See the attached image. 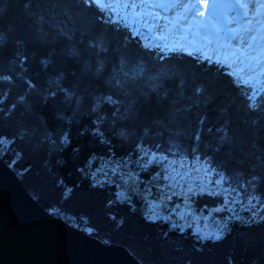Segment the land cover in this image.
<instances>
[{
  "label": "trees",
  "instance_id": "1",
  "mask_svg": "<svg viewBox=\"0 0 264 264\" xmlns=\"http://www.w3.org/2000/svg\"><path fill=\"white\" fill-rule=\"evenodd\" d=\"M141 46L85 0H0V154L145 264H264V91ZM206 219L222 239L195 233Z\"/></svg>",
  "mask_w": 264,
  "mask_h": 264
},
{
  "label": "water",
  "instance_id": "2",
  "mask_svg": "<svg viewBox=\"0 0 264 264\" xmlns=\"http://www.w3.org/2000/svg\"><path fill=\"white\" fill-rule=\"evenodd\" d=\"M0 264H145L43 207L0 154Z\"/></svg>",
  "mask_w": 264,
  "mask_h": 264
},
{
  "label": "rangeland",
  "instance_id": "3",
  "mask_svg": "<svg viewBox=\"0 0 264 264\" xmlns=\"http://www.w3.org/2000/svg\"><path fill=\"white\" fill-rule=\"evenodd\" d=\"M100 1H104V2L108 3V6L113 11V13L116 14V16L120 15V16L124 17L125 19L129 20L130 23L132 22V19H136V18L140 19V21H137V26L140 25L139 27H141V25H144V24L146 25L147 22L148 23L150 22V19H148V16L146 14V13H148L147 12L148 6H147V3L144 6L142 5L143 0H137V1H135V0H100ZM152 1H153V6L158 7V8H156L157 10H159L160 12L164 11L166 13L167 16H164V21L167 20V17L169 18V15L171 13H172V18H174L181 11V7H179V6L178 7H169L168 6L169 4H179L180 5V3H178L176 0H168V2L165 5L159 4V2L164 1V0H152ZM189 2H191V0H188L186 3H189ZM138 4L140 6L139 7L140 10L138 12H136V8H138L137 7ZM181 5H183V4L181 3ZM224 6H225V1H222L220 3V6L217 9H214L212 11L213 13H216V20L214 23L216 24V26L220 32L223 31L222 27L224 26L220 23L221 22L220 20L222 17L221 13L224 10ZM142 16H144V18H142ZM180 22H182V20H180ZM167 23H171V21L167 20ZM185 29L186 28L179 30L178 28L174 27V28L169 30V32H168L169 35H168L162 28L156 27L154 29V31L160 33L161 37H160V34H159V36H157V34L153 35L151 31H147V30L141 31L140 34L142 36L150 35L154 41H157L158 44H160L161 41L165 42L166 40H168L172 44L181 45V44H185V42H184L185 40L180 39L178 37V34H180V33L184 34L185 33V34H188L185 36L187 37V41L190 45H192L194 47H196L197 45H199V46L202 45V47L205 49V51H208L206 53L209 56L210 55L216 56L215 52H213L214 49H216V51H218L219 49H221V51H223V49H222L223 47L229 48L228 45H230V47H231V45L234 41V39H228V41H227V39H222L220 37V43H218V44L216 42H213V41H209V42L204 41L203 42L202 40H199L198 37L200 39H202V37H205V39H207V38L209 39L212 36V30H209L208 34H206V33H203L202 31H198L195 29H191L189 31L185 30ZM116 30H118V29H116ZM219 31H218V33H219ZM217 35H218V37H217V41H218L220 35L219 34H217ZM158 44H156V43L149 44L148 42H144L142 44V46L144 49H147V47H150L154 50L155 53H161L162 49H161L160 45H158ZM225 44H227V45H225ZM232 50H233V53H235L236 55L238 54L235 50V45L232 48ZM226 51L229 52L230 50L226 49ZM242 61H243L242 67H241V64L239 62H237L236 66L238 68V73L241 75V77L244 79V81L251 83L253 85V87H256L257 89H258V87H264V73H263L264 70L261 73L259 71H257V69L255 70L252 66V61H248L246 59V57H242ZM130 109H131V107L129 108V110ZM131 111L134 112L133 110H131ZM166 170H167L166 179H167V183H168L167 185H170L172 189L177 190L178 184L181 186V184L178 182L179 181L178 178L179 177L181 178L182 174H183L182 176H186L185 175L186 171L185 170H178L172 166L167 167ZM194 176L195 175H193L192 177H194ZM197 177L198 176H195V178H196V180L194 181L195 183L197 181ZM54 178H56V177H54ZM185 185L186 184H184L183 186H185ZM191 188H193V187H191ZM207 189H210V187L208 186ZM37 201L41 204V201L39 199H37ZM107 204L109 205V203H107ZM41 205L43 207H45L43 204H41ZM157 211H156V213L159 212V211L158 212ZM56 213L58 216L63 218V216L60 214L61 213L60 211H57ZM194 219H196V218H194ZM194 219H193V221H195ZM211 224H212L211 220L206 219L203 228H199L198 225H196V226L194 225V231L196 234H198L202 237L213 238L212 235H206L208 233H212V232L217 230V227L216 226L212 227ZM87 232H89V231H87Z\"/></svg>",
  "mask_w": 264,
  "mask_h": 264
},
{
  "label": "snow or ice",
  "instance_id": "4",
  "mask_svg": "<svg viewBox=\"0 0 264 264\" xmlns=\"http://www.w3.org/2000/svg\"><path fill=\"white\" fill-rule=\"evenodd\" d=\"M169 7H182L186 11L190 10L192 12V20L193 23L202 22V18L207 15L204 9H216L220 6V4L216 3L215 0L211 4L208 3V0H191L189 3H185L183 5L179 4H169ZM190 54V53H188ZM217 184H220V180H217ZM227 198L225 199V203L227 204ZM157 218V213L155 211L152 212L148 219L155 221ZM226 226L219 227L216 231L212 233H208L206 235H212L213 239L219 240L224 236V228Z\"/></svg>",
  "mask_w": 264,
  "mask_h": 264
},
{
  "label": "bare ground",
  "instance_id": "5",
  "mask_svg": "<svg viewBox=\"0 0 264 264\" xmlns=\"http://www.w3.org/2000/svg\"><path fill=\"white\" fill-rule=\"evenodd\" d=\"M184 1H185V3H186L188 0H184ZM204 10L207 12L209 9H204ZM191 13H192V12H191L190 10H188V11L184 14V16H185V15H188V14H191ZM180 20H181V19H179L178 21L180 22ZM180 23H182V22H180ZM252 50H253V49H252ZM245 53H248V52L245 51ZM221 253H222V252H221ZM223 253H224V252H223Z\"/></svg>",
  "mask_w": 264,
  "mask_h": 264
}]
</instances>
